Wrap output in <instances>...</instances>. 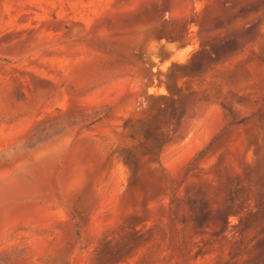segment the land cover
<instances>
[{
  "label": "rangeland",
  "instance_id": "374dc122",
  "mask_svg": "<svg viewBox=\"0 0 264 264\" xmlns=\"http://www.w3.org/2000/svg\"><path fill=\"white\" fill-rule=\"evenodd\" d=\"M0 264H264V0H0Z\"/></svg>",
  "mask_w": 264,
  "mask_h": 264
}]
</instances>
